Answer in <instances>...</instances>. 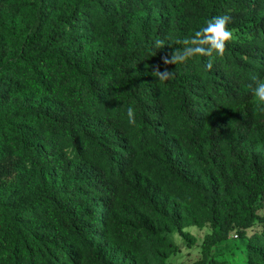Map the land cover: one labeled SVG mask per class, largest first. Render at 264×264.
Returning a JSON list of instances; mask_svg holds the SVG:
<instances>
[{"label":"trees","instance_id":"obj_1","mask_svg":"<svg viewBox=\"0 0 264 264\" xmlns=\"http://www.w3.org/2000/svg\"><path fill=\"white\" fill-rule=\"evenodd\" d=\"M220 15L234 39L211 70L162 63ZM254 78L264 0H0V264H164L172 232L195 241L188 224L209 228L193 264H264ZM155 173L195 204L189 222Z\"/></svg>","mask_w":264,"mask_h":264},{"label":"clouds","instance_id":"obj_2","mask_svg":"<svg viewBox=\"0 0 264 264\" xmlns=\"http://www.w3.org/2000/svg\"><path fill=\"white\" fill-rule=\"evenodd\" d=\"M231 22L229 15H220L209 19L206 26L196 31L190 38L177 40L176 43L183 45L182 48L174 50L170 55L161 57L162 63L167 66L170 64H183L196 56H206L210 59L206 68L211 70L213 67V58L222 57L225 54L226 44L234 39V32L228 25ZM165 41L157 39L154 42L155 49H161ZM151 75L160 82L167 81L174 76V71H169L167 67L160 69L159 65L152 66ZM255 87L252 89L254 98L261 104H264V78H254ZM128 122L135 125V109H127Z\"/></svg>","mask_w":264,"mask_h":264},{"label":"rangeland","instance_id":"obj_3","mask_svg":"<svg viewBox=\"0 0 264 264\" xmlns=\"http://www.w3.org/2000/svg\"><path fill=\"white\" fill-rule=\"evenodd\" d=\"M252 104L257 112L264 110V104L259 103L254 97ZM262 124L264 127V119H262ZM147 179L153 185L157 186L161 198L167 201L172 212L176 213L183 220L188 222L191 220L196 207L189 198L184 200L177 197L176 192L169 186L167 180L163 179L161 175L157 173L148 176ZM259 213L264 214V211H259ZM141 221L142 213L138 211L130 224L134 229L138 230L141 229ZM152 225L155 228L161 226L157 221H153ZM184 231L190 233L195 238V241L189 243L184 238L179 236L177 232H172L169 236V240L178 247V251L170 254L164 264H193L201 258L202 239L209 232V228L207 226L199 228L188 224ZM248 232L251 234L252 230H249ZM139 264H159V260L156 255L149 254L145 259L139 260Z\"/></svg>","mask_w":264,"mask_h":264}]
</instances>
